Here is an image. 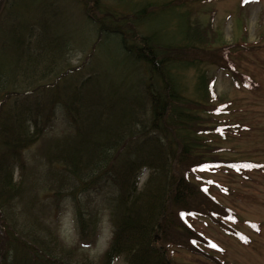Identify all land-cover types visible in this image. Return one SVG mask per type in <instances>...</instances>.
<instances>
[{
    "label": "trees",
    "instance_id": "obj_1",
    "mask_svg": "<svg viewBox=\"0 0 264 264\" xmlns=\"http://www.w3.org/2000/svg\"><path fill=\"white\" fill-rule=\"evenodd\" d=\"M79 1L95 29L91 54L112 37L132 64L119 81L95 63L79 85H74L78 75H62L70 67L66 57L73 37L61 0H0V36L12 56L9 71L0 65V214H11L15 209L7 206L22 194L15 171L24 164L23 151L41 144L51 167L49 186L56 196L74 199L84 238L96 231L102 209L93 198L79 201L81 186L107 177L117 184V194L105 199L114 222L112 239L92 260L79 243L80 248L60 242L55 228L28 206L22 213L31 222L0 237V264H113L120 256L126 264H186L173 260L167 246L173 242L198 253L219 247L188 223L185 217L191 215L210 217L242 238L230 210L193 177L205 170H263L264 162L227 159L220 155L225 149L214 144V133L225 126L220 119L212 122L229 106L215 102L203 63L220 59L223 68L233 66L225 64V56L208 53L210 30L185 8L190 0ZM190 68L197 70L193 96L185 84ZM233 74L237 84L253 86L252 78ZM39 80L46 82L37 85ZM59 81H65L63 87ZM60 103L75 130L71 138L49 140L41 122ZM144 169L149 174L140 186Z\"/></svg>",
    "mask_w": 264,
    "mask_h": 264
},
{
    "label": "rangeland",
    "instance_id": "obj_2",
    "mask_svg": "<svg viewBox=\"0 0 264 264\" xmlns=\"http://www.w3.org/2000/svg\"><path fill=\"white\" fill-rule=\"evenodd\" d=\"M61 2L71 17L66 23L70 24V28L68 26L66 31L73 37V50L66 57V63H69L70 67L62 75H78L74 85H79L91 75L90 65L95 63L96 67L113 73L116 81L125 77L128 74L125 72L126 68L133 66L125 59L120 43L111 37V40H106L91 54L95 29L83 12L82 3L79 0ZM185 8L190 9L200 26L209 28L208 39L212 45L208 53L216 59L225 56L224 63H231L233 66L232 71L223 68L219 65L220 59L217 62L215 59L214 63L205 59L203 63L209 79L212 80L215 102H228L229 106V110L223 109L225 113L218 115L213 122L208 121V124L212 122L214 125L220 119L225 126L219 133H214V144L225 149L220 155L227 159L264 162V0H190ZM7 19L9 23L11 19ZM60 32L65 31L62 29ZM2 42L3 36H0V65H5L2 68L9 71L12 68V56ZM233 72L237 73L238 77L241 75L242 79L252 78L253 86L246 87L242 82L237 84ZM196 75L195 68L185 72L189 96H193ZM37 77H40V74H37ZM56 78L49 83L53 84ZM45 82L35 81L37 85ZM64 83L65 81H59L56 85L63 87ZM45 122L44 133L49 140L71 138L75 130L73 117L61 103L54 107L49 117L41 124ZM44 152L45 148L41 144L23 151L24 164L15 171L16 179L21 181L19 192L22 194L7 206L15 209L11 214H0V237H6L8 229L19 232L18 223L31 222L28 220L29 214L22 213L29 206L34 210V214L44 218L47 226H51L53 231L55 228L60 242L69 247L80 248L82 245L92 260H98L112 239L114 222L105 199L112 193L117 194V184L111 177H107L94 186H81L85 188V192L78 193L79 201L85 202L88 197L93 198L102 209L96 231L84 238L80 232L74 199L66 195L56 196L49 186L51 179L47 172L51 174V167ZM120 154L117 155L118 158ZM122 157L123 154L121 159ZM56 170L55 168L54 171ZM148 174L149 170L144 169L140 186ZM209 178L219 184L209 183ZM193 179L230 210L236 218L231 224L242 232L243 237L222 229L210 217L186 216L185 219H188L194 229L219 247L216 249L207 246V249L204 248L206 253H198L172 242L171 247H167L173 260L186 264H264V169L246 173L205 170L198 171ZM158 240L162 241L161 236ZM113 264H126V260L120 256Z\"/></svg>",
    "mask_w": 264,
    "mask_h": 264
}]
</instances>
